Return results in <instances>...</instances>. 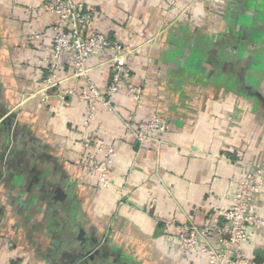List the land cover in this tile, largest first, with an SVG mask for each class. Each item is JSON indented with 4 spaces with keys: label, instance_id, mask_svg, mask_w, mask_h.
I'll list each match as a JSON object with an SVG mask.
<instances>
[{
    "label": "crops",
    "instance_id": "1",
    "mask_svg": "<svg viewBox=\"0 0 264 264\" xmlns=\"http://www.w3.org/2000/svg\"><path fill=\"white\" fill-rule=\"evenodd\" d=\"M52 1L0 0V264H207L178 252L176 236L216 228L213 208L264 168V0H178L171 13L167 0H71L129 49L143 93L137 109L122 86L88 124L113 149L107 187L77 166L87 107L61 94L85 80L69 55L55 71L39 64L52 53ZM107 57L89 61L101 91ZM152 115L167 130L141 146L125 120ZM254 205L264 217V191ZM242 252L263 262L264 237L251 230Z\"/></svg>",
    "mask_w": 264,
    "mask_h": 264
},
{
    "label": "built area",
    "instance_id": "2",
    "mask_svg": "<svg viewBox=\"0 0 264 264\" xmlns=\"http://www.w3.org/2000/svg\"><path fill=\"white\" fill-rule=\"evenodd\" d=\"M178 0H167L166 12L171 13ZM49 14L56 19L52 40V53L49 59H41L39 64L51 65L57 70L63 55H69L73 61L75 76L85 80V91L76 93L72 89L62 90L65 97H77L87 107L81 140L83 153L77 166L96 176L102 187L110 185L108 171L113 162V149L95 133H89V123L93 120L98 105L113 111L112 99L122 86L131 95L137 109L142 108L143 93L140 87L130 81L126 67V57L130 51L120 43L111 41L102 32L91 28L92 16L89 12L79 11L71 0H54L46 6ZM108 56L105 63L110 69V82L105 90H99L89 77V61L93 57ZM47 80L48 87L56 86L55 75ZM125 128L135 141L143 146L154 141L167 130V124L156 115L148 120H136L130 116L125 120ZM264 191V168L253 167L245 173L229 208H213L216 228L183 225L176 236V250L187 257H205L207 264H264L246 257L243 246L250 238V231L259 232L264 237V217L255 211L254 199ZM216 235L217 245L211 243Z\"/></svg>",
    "mask_w": 264,
    "mask_h": 264
},
{
    "label": "water",
    "instance_id": "3",
    "mask_svg": "<svg viewBox=\"0 0 264 264\" xmlns=\"http://www.w3.org/2000/svg\"><path fill=\"white\" fill-rule=\"evenodd\" d=\"M64 197H65L64 192L61 189H57V191H56V198H57V200L61 201V200H63Z\"/></svg>",
    "mask_w": 264,
    "mask_h": 264
}]
</instances>
